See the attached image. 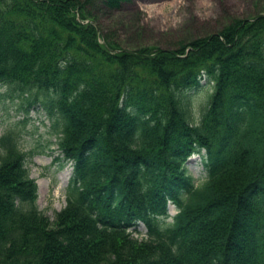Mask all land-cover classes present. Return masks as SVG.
Segmentation results:
<instances>
[{"label": "trees", "instance_id": "obj_1", "mask_svg": "<svg viewBox=\"0 0 264 264\" xmlns=\"http://www.w3.org/2000/svg\"><path fill=\"white\" fill-rule=\"evenodd\" d=\"M128 2L0 0V97L53 118L71 162L49 221L17 133L0 136V264H264V14L175 49L124 51L87 9Z\"/></svg>", "mask_w": 264, "mask_h": 264}, {"label": "rangeland", "instance_id": "obj_2", "mask_svg": "<svg viewBox=\"0 0 264 264\" xmlns=\"http://www.w3.org/2000/svg\"><path fill=\"white\" fill-rule=\"evenodd\" d=\"M87 10L94 17L100 35L113 40L121 50L142 47L169 50L212 34L231 19L264 14V0H129L116 11L100 5ZM199 84L197 90L189 93L194 123L212 90L211 83L204 79ZM4 92L5 88H0V94ZM52 121L39 107L28 108L20 100L0 97V136L6 130L17 133L18 147L25 155L24 167L36 185V209L49 221L65 206V190L71 174V162L65 161L57 148L58 135L54 134ZM200 154L190 156L185 163L194 184L204 179ZM175 213L174 207L167 204L165 223L171 222ZM136 231L131 232V237L145 238L141 224Z\"/></svg>", "mask_w": 264, "mask_h": 264}]
</instances>
